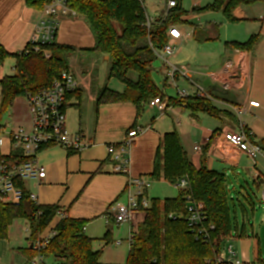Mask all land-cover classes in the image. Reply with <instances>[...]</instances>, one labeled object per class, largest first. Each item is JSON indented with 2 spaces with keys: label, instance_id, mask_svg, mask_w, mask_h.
I'll return each instance as SVG.
<instances>
[{
  "label": "crops",
  "instance_id": "0c3cea01",
  "mask_svg": "<svg viewBox=\"0 0 264 264\" xmlns=\"http://www.w3.org/2000/svg\"><path fill=\"white\" fill-rule=\"evenodd\" d=\"M161 1L166 5L165 0ZM206 1L194 0L193 8L211 4L210 0ZM156 14H159L157 10ZM233 15L237 19L235 23L229 22L220 12L193 13L186 17L185 20L192 25L180 26L184 39L179 43L177 55L172 59L174 64L185 66L190 71V78L179 82L186 83L187 88L183 89L191 94L203 90L205 96H190L208 99L224 113L220 117L205 113L192 115L182 106L170 107L161 115L154 100L145 107L146 111L141 115H138L136 105L131 102L101 104L96 109L97 98L104 89L123 93L125 85L110 78L111 64L108 57L85 52L95 46L96 40L83 17L68 10L60 12L55 18V42L77 51L69 59L70 72L80 82L78 89L83 93L80 106L75 99L66 110L67 128L70 133H82L91 145L84 151L73 154L60 146L46 147L37 157L39 164L46 169V177L41 181H28L25 187L36 195L38 205L58 206L70 220L87 221L85 234L94 240V251L103 250L105 242L110 243L105 248L111 250L115 246L116 249V245L125 243V240L119 239L121 226L127 225L130 233L132 229L142 225L145 219V213H137L132 223L117 224L109 211L114 203H127L128 195L127 177L115 172V162L108 149L110 145H120L134 126L141 128L143 132L129 150L130 176H146L151 179L152 185L147 191L150 199L157 197L150 194L155 181H165L163 178L156 180L153 177L158 149L164 135L174 130L178 132L180 142L196 168L205 165L208 170L219 174H226L228 171L251 172L254 179L257 178V182L260 179L261 185H264V176L258 171V159H263V156L252 161L244 153L232 151L228 154V151L219 147L223 143L220 136L231 130L238 131L241 121L252 133L254 144L264 151V0L250 6H241ZM42 20H45L42 11L28 5L26 0H0V46L10 54L22 53L30 45ZM195 27L199 31L197 38L194 36ZM254 36L259 38V42L253 50H238L231 46L233 43L245 44ZM5 61L0 64V81L15 74L16 59L8 58ZM227 62H233L236 67L238 63L243 64L246 75L243 89L234 87L225 90L218 83L217 74ZM134 74L131 73L130 77L137 81L138 76ZM237 81L239 80L236 79L235 83ZM166 87L168 86L163 81L161 90ZM163 97L168 102L172 96L165 94ZM251 100L259 101L260 108H248L249 113L242 116L244 120L241 117L238 123H233L234 117H238L236 109L248 107ZM73 111L76 112L75 118L70 119L68 112ZM228 114L232 116L229 117ZM216 133L218 137L210 143ZM197 145H202L203 155L194 152ZM9 146L6 141L2 147L6 153L9 152ZM58 222L59 218L56 217L49 227L55 228ZM48 229L43 235L51 230ZM247 232L245 238L229 239L220 258L228 264H264V249L255 234L256 230L247 229ZM107 234L110 238L106 240ZM126 241L130 253L129 239ZM32 243L29 239L28 248L32 247ZM230 246L234 256L228 251ZM117 258L100 264H118ZM29 260L26 257L23 264H27Z\"/></svg>",
  "mask_w": 264,
  "mask_h": 264
},
{
  "label": "trees",
  "instance_id": "16d2710c",
  "mask_svg": "<svg viewBox=\"0 0 264 264\" xmlns=\"http://www.w3.org/2000/svg\"><path fill=\"white\" fill-rule=\"evenodd\" d=\"M26 1L39 11L53 2V0ZM260 1L214 0L203 8H194L191 13L183 9V0H176V7L169 10L166 2L168 12L166 16L161 15L147 27L148 10L142 0H66L67 8L84 17L95 36V46L85 52L109 56L110 78L125 85L123 93L104 89L97 98L96 109H99L98 106L101 104L131 102L136 105L138 115L143 114L146 111L145 107L152 100L163 97L162 90L152 76L155 70L153 63L158 60L154 49H164L170 27L187 25L186 17L204 12H220L229 22L235 23L237 19L233 13L237 8ZM163 12L165 13V10ZM198 32V28L195 27L196 38ZM258 42L259 38L254 36L245 44L233 43L231 46L238 50H253ZM39 47V52L33 51L32 46L28 45L22 53L10 54L0 46V64L6 62L8 58L16 59L15 74L0 81V120L2 115L16 105L19 98L48 89L64 72L70 71L69 59L77 52L75 48L56 42L40 44ZM46 51L49 52L50 58L45 56ZM158 72L161 73L160 69ZM131 73L137 74V81L131 79ZM82 97L83 93L80 90L68 93L66 109L75 99L80 106ZM178 106L189 110L192 115L205 113L220 117L224 114L208 99L201 97L185 99L170 97L167 107ZM135 128L136 126L133 129ZM246 132L250 141L254 143L248 129ZM217 137L218 134H214L210 143ZM157 153L153 177L156 180L163 178L172 185L179 178L187 177L194 197L206 205L207 222L215 225L216 230L211 232L208 242L197 240L196 233L192 232L188 223L179 217L183 213L184 204L181 192L176 198L164 200L152 198L151 206L145 212L144 222L135 228L127 264H220L217 258L220 257L227 241L234 237L245 238L248 235L246 224L240 225L237 216L231 215L230 199L226 190L227 176L208 170L204 166L196 168L190 162L176 130L164 135ZM15 157L9 158V161ZM21 158L23 161L27 160ZM258 184L261 185L260 179ZM19 186L23 193L19 205H7L0 201V237L7 235L14 219L23 218L30 222L32 232L30 240L35 242L54 221L60 208L35 204L31 201L30 192L25 184L20 182ZM170 213L176 214L177 219L169 218ZM87 224V221L70 220L69 217L59 221L56 236L50 241L44 254L54 264H100V251H94V240L85 234ZM109 238L107 234L106 240ZM26 255L32 259L36 252L31 247L26 249Z\"/></svg>",
  "mask_w": 264,
  "mask_h": 264
},
{
  "label": "built area",
  "instance_id": "2783aa9c",
  "mask_svg": "<svg viewBox=\"0 0 264 264\" xmlns=\"http://www.w3.org/2000/svg\"><path fill=\"white\" fill-rule=\"evenodd\" d=\"M176 7V0L167 2L168 10ZM69 9L66 6V0H53L49 5H46L42 10L45 20H42L37 28L36 34L33 37L30 45L35 52L40 51L39 45L53 44L56 40L57 21L56 17L60 12H67ZM147 27L152 24V17L147 18ZM168 41L164 49L155 50L154 54L160 62V72L163 75L164 82L168 87L175 89L178 99L191 97L190 95H204L203 90H197L195 94H191L187 90L180 87L178 84L181 79L190 78V71L185 66L176 65L172 59L177 55L179 43L184 39L180 30V26H172L167 32ZM29 52V50L27 51ZM47 58H50L49 52L44 53ZM236 65L233 62H227L223 69L217 74L218 83L225 90H230L234 87L237 89L244 88L245 70L242 63ZM238 79L239 81H236ZM80 82L70 72H64L61 78L57 79L51 87L41 90L36 94H28L26 99L29 107L30 127L15 128L10 130L0 125V201L7 205H19L23 193L19 186L20 182L26 184L28 181H41L46 177V169L41 166L37 160L38 154L48 146H60L69 152L79 153L84 151L91 145L82 133H70L67 128L66 114V95L79 90ZM162 96L165 95L162 90ZM159 113H166L167 102L164 97L154 99ZM259 101L251 100L248 107L236 109V115L239 119L249 113L248 108H260ZM246 126L240 121L238 131L224 132L220 137L223 141L219 147L228 154L232 151L246 154L252 161H255L258 156L264 157V151L261 147L252 143L246 132ZM143 132L141 128H135L128 132L126 138L120 145H110L109 155L115 162V172L127 177V203H114L110 206V214L117 224L132 223L133 217L137 213H145L150 208V198L147 196V191L152 185L150 178L146 176L131 177L130 164L128 159L129 150L134 141ZM252 136V133L249 131ZM10 144L9 152L3 150L5 142ZM194 152L197 155H203L202 145L194 147ZM11 161L9 158L14 157ZM27 160L23 161L22 158ZM175 186L179 188L183 194V213L179 217L183 218L192 232L197 235V240H203L205 243L210 240L211 232L216 230V226L208 223V215L206 205L198 201L194 197L190 181L187 177L178 179ZM31 201L37 204L35 194L30 193ZM38 205V204H37ZM262 205L264 206V192L262 196ZM40 206V205H39ZM59 221L66 218L61 209L57 213ZM169 218L177 219L176 214L170 213ZM59 223V222H58ZM57 226V225H56ZM56 226L52 228L45 236L42 234L32 243V248L36 255L30 259L27 264H54V262L44 254V250L49 245L50 241L56 236ZM135 229L130 232L129 243H133ZM229 253L234 256L232 247L228 249ZM218 263L224 264L225 261L218 257ZM56 264V263H55Z\"/></svg>",
  "mask_w": 264,
  "mask_h": 264
},
{
  "label": "rangeland",
  "instance_id": "374dc122",
  "mask_svg": "<svg viewBox=\"0 0 264 264\" xmlns=\"http://www.w3.org/2000/svg\"><path fill=\"white\" fill-rule=\"evenodd\" d=\"M144 6L147 11V18L152 17V23H154L155 19L159 17L166 16L167 8L164 4V1L161 0H142ZM168 0H165V3ZM208 1V0H207ZM206 1V2H207ZM210 3L212 1L210 0ZM194 0H183V9L186 12H192L194 7ZM207 6V5H206ZM160 9V10H159ZM159 12V14H156ZM165 10V13L163 12ZM192 15V14H191ZM84 18V17H83ZM85 20V19H84ZM188 21V20H187ZM187 25H192L190 21H188ZM119 33L121 30L118 27ZM74 55V54H73ZM102 57H108L109 62L111 64V60L109 56L106 55H98L92 54ZM70 65V63H69ZM154 71L152 73L153 79L157 86L160 89H163V75L158 72V69L161 67L159 60H156L153 63ZM135 75V74H134ZM116 80V79H115ZM118 81V80H117ZM181 88L185 87L186 83H179ZM111 86V84H110ZM165 94L168 96H172L174 98L176 92L172 87L165 88ZM0 103H1V92H0ZM26 97L19 98L16 101V105L10 108L4 115H2V119L0 120V125L4 126V128H8L10 130L12 127L15 128H25L29 129L30 120L29 119V105L27 103ZM27 106V109H26ZM72 110V109H71ZM76 112H68L70 119L75 118ZM67 114V112H66ZM243 118V117H242ZM244 120V118H243ZM240 119L238 117H234L233 123H238ZM14 122V123H13ZM28 124V125H27ZM0 135L5 136L3 133ZM259 166L258 171L264 176V158L258 159ZM227 183L226 190L228 193V197L230 199V208L232 210L233 216H237L239 224H246V228L249 231L256 230V235L258 239L261 240L262 247L264 249V206L262 205V196L264 192V185H259L257 182V178L254 179L253 174L251 172H231L228 171L226 174ZM153 184V188L150 191L151 195L157 196L156 198L164 200L166 197L168 198H176L179 195V188L170 184L166 181H155ZM234 200V202H232ZM251 200V201H250ZM253 204L255 208L253 209ZM52 228V227H48ZM46 229L49 230V229ZM254 228V229H253ZM45 232V231H44ZM31 227L30 222L27 219L17 218L14 219L12 224L8 228V233L6 236L0 237V264H23L25 263L26 249H28V241L31 237ZM119 239L125 240V243L118 246H111L110 248H105V246H109L110 243H104L103 250L100 251V263L102 262H112L115 257L117 258L118 264H127L129 257V245L127 241L130 237L129 227L127 225H122L119 231ZM46 235V234H45ZM44 235V236H45ZM117 241V240H116ZM107 244V245H106ZM228 244V243H227ZM227 246V245H226ZM225 246V247H226ZM225 247L223 248V253L225 252ZM228 248V247H227Z\"/></svg>",
  "mask_w": 264,
  "mask_h": 264
},
{
  "label": "water",
  "instance_id": "95a60500",
  "mask_svg": "<svg viewBox=\"0 0 264 264\" xmlns=\"http://www.w3.org/2000/svg\"><path fill=\"white\" fill-rule=\"evenodd\" d=\"M203 162H204V159H203ZM204 167H206V166L204 165Z\"/></svg>",
  "mask_w": 264,
  "mask_h": 264
},
{
  "label": "bare ground",
  "instance_id": "6f19581e",
  "mask_svg": "<svg viewBox=\"0 0 264 264\" xmlns=\"http://www.w3.org/2000/svg\"><path fill=\"white\" fill-rule=\"evenodd\" d=\"M253 244V243H252Z\"/></svg>",
  "mask_w": 264,
  "mask_h": 264
}]
</instances>
